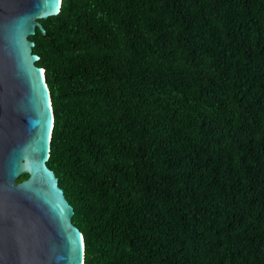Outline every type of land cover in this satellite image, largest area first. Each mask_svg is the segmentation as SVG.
<instances>
[{
    "label": "trees",
    "instance_id": "obj_1",
    "mask_svg": "<svg viewBox=\"0 0 264 264\" xmlns=\"http://www.w3.org/2000/svg\"><path fill=\"white\" fill-rule=\"evenodd\" d=\"M39 21L84 264H264V0H61Z\"/></svg>",
    "mask_w": 264,
    "mask_h": 264
},
{
    "label": "water",
    "instance_id": "obj_2",
    "mask_svg": "<svg viewBox=\"0 0 264 264\" xmlns=\"http://www.w3.org/2000/svg\"><path fill=\"white\" fill-rule=\"evenodd\" d=\"M61 0H0V264H84L74 209L47 166L54 114L28 37ZM27 173L22 181L17 179Z\"/></svg>",
    "mask_w": 264,
    "mask_h": 264
}]
</instances>
